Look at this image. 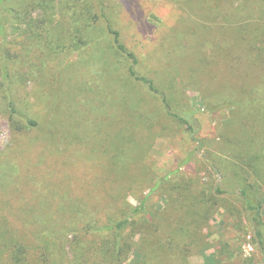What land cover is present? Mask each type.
I'll return each instance as SVG.
<instances>
[{
  "label": "rangeland",
  "instance_id": "374dc122",
  "mask_svg": "<svg viewBox=\"0 0 264 264\" xmlns=\"http://www.w3.org/2000/svg\"><path fill=\"white\" fill-rule=\"evenodd\" d=\"M101 1L109 21L100 20L91 44L44 56L26 39V21L48 22L50 12L29 7L17 19L5 11L13 0L0 8V87L16 90L17 111L37 123L15 127L0 111V218L32 242L47 228L35 216L97 222L49 237L48 264L80 263L89 246L113 263L116 237L101 228L138 208L135 221L148 228L122 232L134 243L122 246L118 264H264V103L248 105L247 91L256 86L264 97V75L233 54L238 22L252 32L255 12L234 17L244 0ZM114 32L157 94L131 77ZM244 188L258 189L261 224L245 210ZM190 218L193 251L171 262Z\"/></svg>",
  "mask_w": 264,
  "mask_h": 264
},
{
  "label": "trees",
  "instance_id": "16d2710c",
  "mask_svg": "<svg viewBox=\"0 0 264 264\" xmlns=\"http://www.w3.org/2000/svg\"><path fill=\"white\" fill-rule=\"evenodd\" d=\"M214 1L218 7H221L222 5L224 6L228 0ZM4 2L5 0H0V8H4ZM13 2L16 5L12 7L11 11L7 10L6 8L5 11L9 15L14 14L17 19H22L23 15L28 13L25 11L29 7L50 12V18L48 22L43 18L34 24L33 22L28 21L34 20L26 18L28 19L26 21L28 22V27L31 29V32L27 34L26 39L30 40L32 43V49L43 56L45 54H52L53 52L64 53L67 52L69 48H75L79 50V48L88 46L92 42V35L94 34L100 20L106 19L107 22L109 21V17L105 15V7L101 0H13ZM249 8H251L256 14V28L254 27L252 32H248L247 28H250L251 26L249 27L246 25L245 23L247 22H238V26H240L238 30H240V33L238 32V40L233 45V54H235L234 56L237 57L238 62L248 60V63L260 71L261 76H263L264 0H244L241 5L237 4V7H234L233 12H236H234V17L239 18L245 16L246 14H251V10V13L247 11ZM239 20H242V18ZM0 35L5 40L7 39V37H5L6 29L4 25H0ZM114 35V41L117 48L124 54L127 60L131 61L132 63L130 66L131 77L143 83L150 92L157 94L158 90L155 88L154 82L146 77L140 76L137 73L135 69L138 63L136 56L129 52L126 47L120 43L118 33L114 32ZM244 44H246V46H244ZM243 52L246 53V57ZM235 63L237 62H234V66ZM237 66H239L238 63ZM3 72L5 75L3 80L8 81L11 77L10 70L4 66ZM262 78H264V76ZM260 86L264 88V79L262 85ZM256 90V86L248 88V95L251 98L250 102H248V105H251V103L254 101L257 104L264 103V97H258L255 92ZM247 91L245 92L246 94ZM235 92H239V90ZM16 93L17 91L12 89V87H10L7 83L6 85H1L0 111H6L9 114V119L14 123L15 127L19 125L21 120L24 121V123H29V125L32 127H36L37 123L33 119L29 117L26 118L17 111L18 104L16 103ZM180 119L187 124L184 118ZM124 142L126 143V146L128 143L131 145L130 138L125 139ZM132 142L135 144L134 147L136 151L139 150V147L141 146L137 144L134 138L132 139ZM239 160L242 161L241 159ZM241 194L245 198V210L251 214L254 222L261 224L263 201L258 198V189L255 188L249 190L248 188H244ZM3 205H6L5 201H3ZM139 210L140 208L132 211L122 221L111 222V224H107L105 227L101 228V230L105 229L116 237L117 252L115 254L113 263H110L108 261V256L100 251L101 247L98 248L89 246L88 249L90 250V256L88 257L87 255L81 254L77 257V261L80 263L74 264H90L91 260L95 262L94 264H118L123 250L122 246L125 245L130 247L134 243L133 240L124 242L122 232L130 226L137 227L138 225V227H141L142 229H146V227L148 228L147 224L144 223L139 225L135 221V216L138 214ZM51 218L52 217H50V214L47 213L45 216L34 217L33 224L36 222L37 224L41 223V226L43 224L47 226L44 231L36 230V232L33 234L34 242L27 239L25 236H20L15 233L10 227H8V224H6L5 221L0 218V264H48L50 263V259L45 256L43 249H45V246H48L50 241H52L49 239V237L61 235L67 238L70 231H76L82 225L92 227L91 224H97V222L87 221L78 227L73 225H64L61 223L49 225ZM74 220L76 221V224L82 222V220L79 218ZM194 221V218H190V221L187 222L186 228L179 230L181 232L177 233L179 241L176 244L170 243L172 245L170 248L172 255L169 256L171 262L176 263L178 261V263H186L183 260L187 258V254L193 251V243L189 241L192 239V224ZM146 232L147 231L145 230V233ZM258 235L260 238H262L261 234L258 233ZM131 237H133V234L130 235V238ZM78 243V249H83V245L81 244L80 240ZM87 243H89L88 245L92 244L90 242ZM138 245L142 246L143 243L141 242ZM161 245L165 247V244L161 243ZM94 248H96V250H93ZM146 255L147 253L145 252L144 256Z\"/></svg>",
  "mask_w": 264,
  "mask_h": 264
}]
</instances>
